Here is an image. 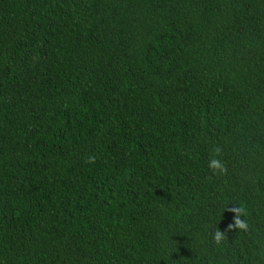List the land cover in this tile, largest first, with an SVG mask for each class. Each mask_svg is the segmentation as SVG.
I'll list each match as a JSON object with an SVG mask.
<instances>
[{"label": "trees", "instance_id": "trees-1", "mask_svg": "<svg viewBox=\"0 0 264 264\" xmlns=\"http://www.w3.org/2000/svg\"><path fill=\"white\" fill-rule=\"evenodd\" d=\"M0 264H264V0H0Z\"/></svg>", "mask_w": 264, "mask_h": 264}, {"label": "clouds", "instance_id": "clouds-1", "mask_svg": "<svg viewBox=\"0 0 264 264\" xmlns=\"http://www.w3.org/2000/svg\"><path fill=\"white\" fill-rule=\"evenodd\" d=\"M223 155V148L220 146L214 147L209 155L208 160V169L215 175H227L228 168L224 161L221 159ZM87 163H94V158L90 157L86 160ZM231 211L234 213V218L232 223L228 225L227 231H248L249 225L246 220L242 217L247 215L246 210L243 208H232ZM227 232L221 231L220 229L216 230L213 234L214 242L217 245H221L226 239Z\"/></svg>", "mask_w": 264, "mask_h": 264}]
</instances>
